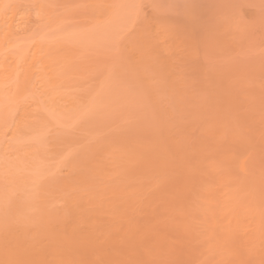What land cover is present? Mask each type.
I'll return each instance as SVG.
<instances>
[{"label": "rangeland", "instance_id": "rangeland-1", "mask_svg": "<svg viewBox=\"0 0 264 264\" xmlns=\"http://www.w3.org/2000/svg\"><path fill=\"white\" fill-rule=\"evenodd\" d=\"M261 235L264 0H0V264H264Z\"/></svg>", "mask_w": 264, "mask_h": 264}, {"label": "bare ground", "instance_id": "bare-ground-1", "mask_svg": "<svg viewBox=\"0 0 264 264\" xmlns=\"http://www.w3.org/2000/svg\"><path fill=\"white\" fill-rule=\"evenodd\" d=\"M9 18H10V17H9ZM3 19H5V18H3ZM16 20H17V18H16ZM10 21H11V20H10ZM3 22H4V20H3ZM15 22H16V21H15ZM13 23H14V22H13ZM3 25L5 26L4 23H3ZM14 25H15V24H14ZM11 26H12V24H11ZM19 27H20V26H19ZM5 28H6V27H5ZM11 28H13V27H11ZM14 29H15V28H14ZM11 31H12V30H11ZM200 68H201V67H200ZM202 69H204V67H202ZM199 70H200V69H199ZM201 73H202V72H201ZM242 163H243V162H242ZM243 165H244V164H242V168H243ZM242 170H245V167H244ZM245 173H246V172H245ZM128 188H129V187H128ZM117 190H118V189H117ZM131 197H132V196H131ZM132 198H133V197H132ZM132 198H130V200H131ZM134 202H136V200H135ZM143 202H144V201H143ZM81 203H82V202H81ZM132 203H133V202H132ZM140 203L142 204V202H140ZM151 204H152V203H151ZM79 205H80V204H79ZM83 205L86 206V204H83ZM80 206H81V205H80ZM141 206H142V205H141ZM144 206H147V205H144ZM69 207H70V206H69ZM78 207H79V206H78ZM129 207H130V206H129ZM129 207H128V208H129ZM138 207H139V205H138ZM74 208H75V210H77L76 207H74ZM126 208H127V207H126ZM128 208H127V209H128ZM133 208H135V207H133ZM139 208H141V207H139ZM139 208H138V209H139ZM148 208H149V207H148ZM68 209H69V208H68ZM141 209H143V208H141ZM151 209H152V208H151ZM151 209H150V210H151ZM72 210H74V209H72ZM80 210H81V209H80ZM129 210H131V209H129ZM134 210H135V209H134ZM136 210H137V208H136ZM136 210H135V211H136ZM150 210H149V211H150ZM154 210H155V209H154ZM131 211H132V210H131ZM143 211H144V210H143ZM80 212H81V211H80ZM84 212H85V211H84ZM137 212H139V211H137ZM145 212H146V211H144V213H145ZM86 213H87V212H86ZM133 213H134V212H133ZM133 213H132V215H133V217H134V214H133ZM154 213H155V212H154ZM66 214H67V213H66ZM66 214H65V215H66ZM76 214H78V213H76ZM80 214H81V213H80ZM87 214H88V213H87ZM85 215H86V214H85ZM135 215H136V214H135ZM138 215H139V214H138ZM136 216H137V215H136ZM136 216H135L134 218H136ZM139 216L141 217V219H143V218H142V215H139ZM139 216H138V217H139ZM143 216H144V215H143ZM70 217H71V215H70ZM80 217H81V215H80ZM83 217H84V216H83ZM89 217H90V216H89ZM133 217H132V218H133ZM65 218H66V216H65ZM73 218H74V217H73ZM78 218H79V217H78ZM124 218H125V217H124ZM149 218H150V217H149ZM151 218H152V217H151ZM61 219H63V218L61 217ZM74 219H75V218H74ZM144 219H145V218H144ZM144 219H143V220H144ZM153 219L155 220V218H153ZM59 220H60V219H59ZM59 220H57V221H55V222L58 223ZM77 220H79V219H77ZM138 220H139V218H138ZM138 220H136V221H138ZM158 220H159V219H158ZM65 221H66V220H65ZM73 221H74V220H73ZM86 221H88V220H86ZM86 221L84 222V223H86V225H87V223L90 224L89 222H91V221H89V222H86ZM122 221H125V220H122ZM144 221H145V220H144ZM233 221H234V220H233ZM63 222H64V221H63ZM66 222H67V221H66ZM78 222H79V221H78ZM80 222H81V221H80ZM134 222H135V220H134ZM157 222H158V221H157ZM157 222H156V225H158ZM165 222L168 223V221H165ZM215 222H216V221H215ZM72 223H73V222H72ZM72 223H71V224H72ZM97 223H98V222H97ZM145 223H146V222H145ZM154 223H155V222H154ZM162 223H163V222H162ZM212 223H213V222H212ZM77 224H78V223H77ZM98 224H100V223H98ZM107 224H108V223H107ZM121 224H122V223H121ZM163 224L165 225L166 223H163ZM163 224H162V225H163ZM230 224H231V223H230ZM230 224H229V225H230ZM62 225H63V224H62ZM79 225L81 226V224H79ZM84 225H85V224H84ZM104 225H105V224H104ZM115 225H116V224H114V227H115ZM128 225H129V224H128ZM136 225H138V224H136ZM159 225H160V224H159ZM164 225H163V226H164ZM215 225H216V224H215ZM82 226H83V224H82ZM96 226H97V225H96ZM101 226H102V225H101ZM101 226H100V227H101ZM107 226H108V225H107ZM118 226H119V228H120V230H121L122 228L120 227V225H117V227H118ZM123 226H124V225H123ZM139 226H140V225H139ZM144 226H145V225H144ZM163 226H162V228H164ZM231 226H232V224H231ZM238 226H239V224H238ZM240 226H241V225H240ZM63 227H64V226H63ZM75 227H76V226H75ZM78 227H79V226H78ZM83 227H84V226H83ZM89 227H90V226H89ZM91 227H92V226H91ZM109 227H110V226H109ZM137 227H138V226H137ZM142 227H143V226H142ZM167 227H169V225H168ZM216 227H217V226H216ZM229 227H230V226H229ZM241 227H242V226H241ZM103 228H104V227H103ZM124 228H125V227H124ZM139 228H140V227H139ZM162 228H160V229L162 230ZM230 228H231V227H230ZM230 228H229V229H230ZM232 228H233V227H232ZM77 229H78V228H77ZM85 229H86V227H85ZM85 229H84V231H85ZM96 229H97V227H96L95 229H93V230H96ZM101 229H102V227H101ZM116 229H118V228H116ZM116 229H115V230H116ZM129 229H130V228H129ZM141 229H143V228H141ZM146 229H148V228L146 227ZM164 229H166V228H164ZM164 229H163V230H164ZM237 229H238V228H237ZM79 230H80V229H79ZM88 230H89V229H88ZM88 230H86V231L89 232ZM103 230H104V229H103ZM113 230H114V228H113ZM122 230H123V229H122ZM125 230H126V229H125ZM130 230H131V229H130ZM163 230H162V231H163ZM167 230H168V229H167ZM231 230H232V229H231ZM234 230H235V229H234ZM234 230H233V231H234ZM243 230H244V229H243ZM81 231H83V230H81ZM108 231H109V229H108ZM143 231H144V230H143ZM157 231H158V230H157ZM165 231H166V230H165ZM187 231H188V230H187ZM118 232H120V231H118ZM155 232H156V231H155ZM159 232H160V231H159ZM168 232H169V230H168ZM229 232H230V230H229ZM229 232H228V233H229ZM59 233H60V231H59ZM61 233H62V232H61ZM84 233H85V232H84ZM95 233H96V232H95ZM107 233H108V232H107ZM121 233H122V232H121ZM124 233H125V232H124ZM134 233H135V232H134ZM235 233L237 234V232H235ZM256 233H257V232H256ZM256 233H255V235H256ZM46 234H47V233H46ZM71 234H72V233H71ZM71 234H69V235H71ZM90 234H91V233H90ZM92 234H94V232H92ZM110 234H111V233H110ZM148 234H149V233H148ZM230 234L235 235L234 232H232V233L230 232ZM111 235H112V234H111ZM123 235H124V234H123ZM126 235H127V234H126ZM150 235H151V234H150ZM158 235H159V234H158ZM257 235H258V234H257ZM56 236H57V235H56ZM58 236H59V235H58ZM84 236H85V235H84ZM117 236H118V234H117ZM227 236L229 237V234H228ZM263 236H264V235H263ZM263 236L261 235V237H263ZM72 237H73V236H72ZM72 237H69V238H72ZM105 237H106V236H105ZM107 237H108V236H107ZM149 237H150V236H149ZM157 237H158V236H157ZM255 237H256V236H255ZM50 238H51V237H50ZM87 238H88V237H87ZM122 238H123V237H122ZM122 238H119V239L121 240ZM257 238H258V237H257ZM257 238H256V239H257ZM110 239H111V238H110ZM146 239H147V238H146ZM169 239H170V238H169ZM169 239H168V240H169ZM260 239H261V238H260ZM74 240H75V239H73V241H74ZM106 240H107V239H106ZM149 240H150V239H149ZM168 240H167V241H168ZM258 240H259V239H258ZM68 241H69V242H68ZM103 241H105V240H103ZM114 241H115V240H114ZM63 242H64V243L68 242L69 245L73 244V242H71V240H68V239H67L66 241H65V239H63ZM76 242H77V240H76ZM76 242L74 241V243H76ZM78 242H79V241H78ZM149 242H150V241H149ZM117 243H119V242H117ZM123 243H124V242H123ZM128 243H129V242H128ZM132 243H133V242H132ZM132 243H131V244H132ZM137 243H138V242H137ZM150 243H151V242H150ZM165 243H166V242H165ZM84 244H85V243H84ZM87 244H88V243H87ZM90 244H91V243H90ZM134 244H135V243H134ZM172 244H173V243H172ZM63 245H65V244H63ZM79 245H80V244H79ZM124 245H125V244H124ZM132 245H133V244H132ZM143 245H144V244H143ZM147 245H148V243H147ZM166 245H167V243H166ZM166 245H165V246H166ZM176 245H177V244H176ZM176 245H175V246H176ZM21 246H22V245H21ZM72 246H73V245H72ZM84 246H85V245H84ZM87 246H88V245H87ZM133 246H134V245H133ZM139 246H140V245H139ZM163 246H164V245H163ZM167 246H169V244H168ZM41 247H42V246H41ZM65 247H66V245H65ZM116 247H117V246H116ZM126 247H127V246H126ZM172 247H173V245H172ZM66 248H68V247H66ZM90 248H92V247H90ZM90 248H89V249H90ZM148 248H150V246H148ZM153 248H154V247H153ZM153 248H151V250H152ZM164 248H166V247H164ZM170 248H171V247H170ZM170 248H169V251H170ZM30 249H31V248H30ZM62 249H63V248H62ZM68 249H70V248H68ZM73 249H75V248H73ZM120 249H121V248H120ZM120 249H119V250H120ZM128 249H129V247H128ZM171 249H172V248H171ZM173 249H174V248H173ZM173 249H172V250H173ZM175 249H176V248H175ZM223 249H224V248H223ZM77 250L79 251L80 249H77ZM82 250H83V249H82ZM160 250H161V249H160ZM166 250H167V249H166ZM166 250H164V251H166ZM177 250H178V246H177ZM180 250H181V249H180ZM67 251H68V250H67ZM72 251H73V250H72ZM74 251H75V250H74ZM84 251H85V250H84ZM125 251H126V250H125ZM135 251H136V250H135ZM135 251H134V252H135ZM153 251H154V250H152L151 252H153ZM228 251H229V250H228ZM21 252H22V250H21ZM75 252H77V251H75ZM80 252H81V251H80ZM119 252H120V251H119ZM119 252H118V253H119ZM142 252H143V251H142ZM145 252H146V250H145ZM147 252H148V250H147ZM147 252H146V254H145L144 257H143L144 259H145L146 255H147ZM178 252H179V250H178ZM181 252H182V251H181ZM251 252H252V251H251ZM254 252H257V251H254ZM23 253H25V252H23ZM86 253H87V252H86ZM113 253H114V252H113ZM163 253H164V252H163ZM169 253H170V252H169ZM169 253H168V254H169ZM172 253H173V252H172ZM230 253H231V252L229 251L228 254L230 255ZM110 254H112V253H110ZM134 254H136V253H134ZM154 254H155V253H154ZM165 254H166V253H165ZM182 254H183V253H182ZM253 254H254V253H253ZM259 254L261 255L262 253H259V252H258V255H259ZM23 255H24V254H23ZM23 255H22V256H23ZM34 255H35V254H34ZM71 255H72V254H71ZM78 255H80V253H79V254L77 253V256H78ZM86 255H87V254H86ZM96 255H97V254H96ZM148 255H149V254H148ZM148 255H147V256H148ZM152 255H153V254H152ZM152 255H150V256H152ZM25 256L27 257L28 255L25 254ZM89 256H90V255H89ZM89 256H88V257H89ZM116 256H117V255H116ZM150 256H148L149 258H148V257H147V258H148V259H151ZM160 256H161V253H160ZM162 256H163V255H162ZM165 256H166V255H165ZM171 256H172V255H171ZM23 257H24V256H23ZM28 257L31 259V256H28ZM91 257H92V256H91ZM91 257H90V258H91ZM94 257H95V256H94ZM97 257H98V255H97ZM106 257H109V256H106ZM111 257H112V256H111ZM122 257H123V256H122ZM153 257H154V256H153ZM176 257H177V256H176ZM179 257H180V256H179ZM181 257H182V256H181ZM24 258H25V257H24ZM90 258H89V260H91V262H93L92 259H90ZM125 258H126V257H125ZM129 258H130V257H129ZM21 259H22V258H21ZM42 259H43V258H42ZM42 259H41V260H42ZM77 259H78V258H77ZM107 259H108V258H107ZM135 259H136V258H135ZM154 259H155V258H153V260H154ZM157 259H158V258H156V260H157ZM159 259H160V258H159ZM164 259H165V258H164ZM164 259H163V260H164ZM176 259H177V258H176ZM2 260H3V262L5 261L4 258H3ZM25 260H27V258H26ZM43 260H44V259H43ZM59 260H60V259H59ZM93 260L96 261L95 259H93ZM109 260H110V259H109ZM119 260H120V259H119ZM160 260H162V259H160ZM165 260H166V259H165ZM75 261H76V260H75ZM113 261L116 262V261H118V260L115 261V259H114ZM145 261H146V259H145ZM147 261H148V260H147ZM150 261H151V260H150ZM150 261H149V262H150ZM24 262H25V261H24ZM36 262H37V261H36ZM96 262H97V261H96ZM110 262H111V260H110ZM114 262H113V263H114ZM118 262H119V261H118ZM118 262H117L116 264H119ZM126 262H127V261H126ZM151 262H152V261H151ZM155 262H156V261H155ZM155 262H153V263L155 264ZM157 262H158V261H157ZM162 262H163V261H162ZM175 262H176V261H175ZM180 262H181V261H180ZM39 263H40V262H39ZM39 263H38V264H39ZM44 263L46 264V262H44ZM76 263H77V262H76ZM94 263H95V262H94ZM113 263H112V264H113ZM132 263H133V262H132ZM132 263H131V264H132ZM143 263H144V262H143ZM147 263H148V262H147ZM159 263H161V261H160ZM171 263H172V262H171ZM171 263H170V264H171ZM6 264H7V263H6ZM31 264H32V263H31ZM34 264H36V263H34ZM40 264H41V263H40ZM87 264H88V262H87ZM92 264H93V263H92ZM95 264H96V263H95ZM120 264H121V263H120ZM124 264H125V263H124ZM141 264H142V263H141ZM156 264H157V263H156ZM161 264H167V263H166V262H165V263L163 262V263H161ZM174 264H175V263H174Z\"/></svg>", "mask_w": 264, "mask_h": 264}]
</instances>
